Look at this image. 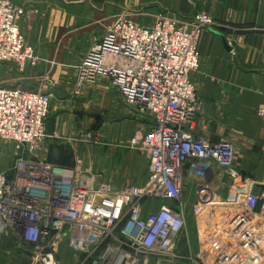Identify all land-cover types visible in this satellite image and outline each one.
I'll return each instance as SVG.
<instances>
[{"label":"built area","instance_id":"built-area-1","mask_svg":"<svg viewBox=\"0 0 264 264\" xmlns=\"http://www.w3.org/2000/svg\"><path fill=\"white\" fill-rule=\"evenodd\" d=\"M22 15V9L0 0V62L20 70L37 62L19 29ZM213 26L203 12L191 18L159 13L150 24L118 15L76 68L80 85L107 81L145 119L129 144L147 161L141 185L115 189L101 173L79 164L60 167L36 158L46 138L50 94L0 87V139L18 149L11 166L0 171V235L30 249L34 264H62V245L76 264H154L162 259L199 264L192 253L183 256L177 249L189 236L185 178H200L196 193L202 195L216 167L231 180L239 176L233 144L210 142L196 128L202 102L190 75L199 66V38ZM257 115L264 123V108ZM257 200L250 190L231 199L240 233L249 227ZM234 240L241 245L240 238Z\"/></svg>","mask_w":264,"mask_h":264},{"label":"crops","instance_id":"crops-1","mask_svg":"<svg viewBox=\"0 0 264 264\" xmlns=\"http://www.w3.org/2000/svg\"><path fill=\"white\" fill-rule=\"evenodd\" d=\"M25 5L35 6L44 14L40 33L43 40L31 45L36 57L45 63H56L49 75L54 86L49 92L46 139L36 158L60 167H76L69 151H75L73 143L79 141L76 138L81 133L91 132L99 144L109 148L106 155L100 154V160L105 159L104 180L115 189L133 184L130 166L135 155L126 147L138 127L132 128L129 121L131 109L104 80L82 84L80 90L74 87L75 91H71L75 80L72 63L79 62L102 35H96L91 28L98 24V9L93 12L86 0H25ZM142 5L147 7L143 8L147 13L143 19L152 20L165 11L178 18H191L203 12L213 20L212 29L199 38V66L190 75L196 96L202 102L196 128L210 142L233 144V165L239 174L231 180L216 167L214 179L202 195L196 193L201 179L185 178L183 197L188 204L189 236L188 241L179 243L178 252L183 256L192 253L199 264H264V123L257 115V110L264 108V0L124 1V9L129 11ZM33 25L38 29L35 20ZM45 27L50 29L48 34ZM54 44L57 48L52 49ZM74 49L76 57L72 54ZM57 62L63 65L57 66ZM142 127L143 124L139 129ZM77 147L83 154V148ZM142 157L144 164L138 167L135 185L146 179L147 161L143 154ZM244 190H250L258 200L249 213V227L240 233L234 219L236 209L230 201L236 192ZM237 238L241 245H236ZM248 253L250 259L246 258ZM153 262L179 264L165 259Z\"/></svg>","mask_w":264,"mask_h":264},{"label":"rangeland","instance_id":"rangeland-1","mask_svg":"<svg viewBox=\"0 0 264 264\" xmlns=\"http://www.w3.org/2000/svg\"><path fill=\"white\" fill-rule=\"evenodd\" d=\"M15 7H19L23 10V15L20 17L18 21L19 29L21 34L23 35L26 43L29 46H33L34 43L39 44V40H43V37L40 36L42 34V29L44 28V14L41 11H38L35 6L32 5H25V0H7ZM80 1V0H76ZM84 1V0H83ZM91 1V3H87ZM124 1L125 0H86V4L92 5V11H96L98 9V24L92 25V30L97 34L101 35L105 32L107 27L113 21V19L122 14L128 15L129 18L135 19L142 24H150L152 20L149 18H141L144 17L145 11L143 8H147L142 6H138L133 8L132 11L124 9ZM19 2L22 5H19ZM146 6V5H145ZM37 7V6H36ZM151 6L148 7V9ZM165 12V11H164ZM162 12V13H164ZM144 13V14H143ZM140 16V17H138ZM153 19V18H152ZM33 20L35 23L38 24L37 28H34ZM148 20V21H147ZM144 22V23H143ZM45 30H50L49 28L45 27ZM49 38V36H48ZM57 48V45H52V49ZM61 47H59L60 49ZM77 51L73 50V56L76 57ZM84 54V53H83ZM83 58H80V61L77 63H72V67L70 69L75 73V80L72 86V93L76 90H80V83L78 82V75H77V66L81 62ZM62 64V62H57V66ZM65 65L67 63L64 62ZM70 65V63H68ZM56 63H45L44 61H40L39 57L37 58V62L33 66H27L23 70H20L14 64L2 63L0 62V87L2 88H19L30 92L35 91H44L50 92L54 85L51 84L50 80V71ZM63 65V64H62ZM63 69H67L63 66ZM87 82H83L82 84H86ZM75 90L73 91V88ZM50 94V93H49ZM51 98V97H50ZM51 105V104H50ZM50 110V108H49ZM129 121H131L132 128L138 127V132L141 130L142 124L145 123V119L139 117L133 111H130ZM134 128V130H135ZM132 133L131 140L135 137L138 133ZM86 135L91 136L90 139H86ZM46 139V138H45ZM44 139V140H45ZM77 142L73 143L75 147V151L70 149L69 152L73 155L72 158L75 160V165L79 164L80 168L83 170L91 169L95 173H101L105 177V169L106 166L104 164L105 159L102 161L100 160L101 155H106V152L109 149L104 144H99V139L97 136L91 132H84L76 138ZM43 140V141H44ZM83 148V154L78 152L79 148ZM82 145V146H80ZM98 147V148H97ZM127 150L130 151L131 155H135V158L131 159V172L130 175L132 176L130 182L136 183V179L134 177H138V167H143L144 158L142 154L136 150L132 149L130 145L126 147ZM98 149V151H96ZM62 153V150L60 151ZM18 154V149L16 144L12 142H6L0 139V170L8 169L13 161L15 160ZM101 154V155H100ZM144 156V155H143ZM135 179V180H133ZM131 184V183H129ZM58 258L60 259L62 264H76L72 258L71 252L68 250L66 245H62L61 249L58 252ZM34 254L31 253L30 249H24L14 240L11 236H2L0 235V264H34ZM36 264V263H35Z\"/></svg>","mask_w":264,"mask_h":264}]
</instances>
